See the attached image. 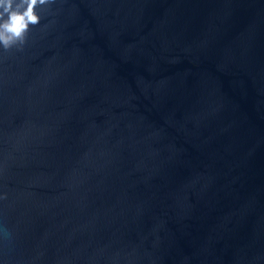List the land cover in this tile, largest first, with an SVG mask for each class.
<instances>
[{
  "label": "water",
  "instance_id": "1",
  "mask_svg": "<svg viewBox=\"0 0 264 264\" xmlns=\"http://www.w3.org/2000/svg\"><path fill=\"white\" fill-rule=\"evenodd\" d=\"M0 45V264H264V0H49Z\"/></svg>",
  "mask_w": 264,
  "mask_h": 264
},
{
  "label": "clouds",
  "instance_id": "2",
  "mask_svg": "<svg viewBox=\"0 0 264 264\" xmlns=\"http://www.w3.org/2000/svg\"><path fill=\"white\" fill-rule=\"evenodd\" d=\"M49 0H0V45L4 49L25 42L29 25L40 22L36 12L38 6Z\"/></svg>",
  "mask_w": 264,
  "mask_h": 264
}]
</instances>
